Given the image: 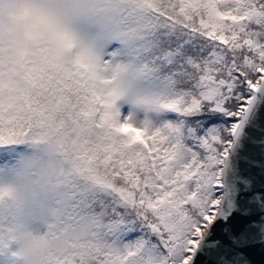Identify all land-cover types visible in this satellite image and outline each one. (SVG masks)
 I'll use <instances>...</instances> for the list:
<instances>
[{
    "label": "snow or ice",
    "instance_id": "obj_1",
    "mask_svg": "<svg viewBox=\"0 0 264 264\" xmlns=\"http://www.w3.org/2000/svg\"><path fill=\"white\" fill-rule=\"evenodd\" d=\"M264 264V0H0V264Z\"/></svg>",
    "mask_w": 264,
    "mask_h": 264
},
{
    "label": "water",
    "instance_id": "obj_2",
    "mask_svg": "<svg viewBox=\"0 0 264 264\" xmlns=\"http://www.w3.org/2000/svg\"><path fill=\"white\" fill-rule=\"evenodd\" d=\"M252 258H253L254 261H256V264H260V261L262 259V257L260 256L259 252L254 253Z\"/></svg>",
    "mask_w": 264,
    "mask_h": 264
}]
</instances>
